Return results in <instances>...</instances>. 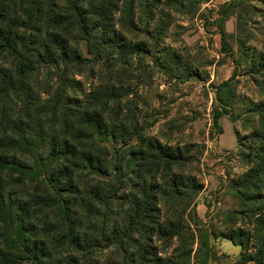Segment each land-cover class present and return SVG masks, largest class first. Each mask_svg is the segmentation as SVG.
Listing matches in <instances>:
<instances>
[{
	"label": "trees",
	"instance_id": "trees-1",
	"mask_svg": "<svg viewBox=\"0 0 264 264\" xmlns=\"http://www.w3.org/2000/svg\"><path fill=\"white\" fill-rule=\"evenodd\" d=\"M245 2L224 3L213 20L223 44L230 12ZM193 4L0 0V264H191L195 237L175 203L202 185L177 173L182 148L147 134L118 68L153 50L186 71L160 46L171 12ZM252 69L264 77V52ZM237 70L218 86L215 133L230 115ZM84 76L99 84L85 87ZM256 111L257 128L239 138L246 170L230 185L240 205L205 232L200 264L212 259L210 237L241 247L235 264H264V101Z\"/></svg>",
	"mask_w": 264,
	"mask_h": 264
},
{
	"label": "rangeland",
	"instance_id": "rangeland-1",
	"mask_svg": "<svg viewBox=\"0 0 264 264\" xmlns=\"http://www.w3.org/2000/svg\"><path fill=\"white\" fill-rule=\"evenodd\" d=\"M230 1L194 0L192 7L171 12L160 47L179 55L186 71L175 65L167 68L162 64L163 55L153 50L142 61L138 57L127 68H118V74L125 79L124 87L130 92L128 98L139 96L140 116L147 117L151 124L147 134L182 148L188 159L178 166L177 173L195 176L202 185L191 201L175 203L177 209H186L185 216L195 237L191 264H200L205 253V232L211 225L221 229L226 214L240 205V198L230 186L247 167L246 149L239 138L257 128L256 109L264 101V77L252 69V57L264 52V5L259 0L236 4L225 23L228 36L223 44L213 20L221 6ZM157 19L149 31H153ZM159 57L163 58L162 63ZM235 68L238 70L232 85L230 115L219 120L222 134L215 133L212 116L221 107L217 101L218 86L233 76ZM82 80L87 88L91 83L99 84L98 78L84 76ZM221 94L225 98L228 92L225 89ZM209 245L213 256L208 264L237 262L241 247L231 240L210 237ZM174 249L176 241L164 253L170 255Z\"/></svg>",
	"mask_w": 264,
	"mask_h": 264
},
{
	"label": "crops",
	"instance_id": "crops-1",
	"mask_svg": "<svg viewBox=\"0 0 264 264\" xmlns=\"http://www.w3.org/2000/svg\"><path fill=\"white\" fill-rule=\"evenodd\" d=\"M224 239H225V238H224ZM218 240H221V239H218ZM232 256H234V257H235V256H236V254H234V255H232Z\"/></svg>",
	"mask_w": 264,
	"mask_h": 264
}]
</instances>
